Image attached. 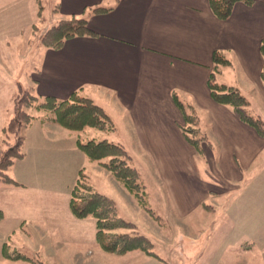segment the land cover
Wrapping results in <instances>:
<instances>
[{"label": "crops", "instance_id": "0c3cea01", "mask_svg": "<svg viewBox=\"0 0 264 264\" xmlns=\"http://www.w3.org/2000/svg\"><path fill=\"white\" fill-rule=\"evenodd\" d=\"M53 3L56 9L52 25L73 17L84 18L92 34L69 38L58 49L36 47L34 56L38 57V64L27 84L10 85L8 101L0 112V133L12 117L15 85L17 91L19 87L30 89L42 98L67 100L74 93L87 97L114 123L115 130L109 134L115 135V139L103 137L102 140L119 143L124 148L127 143L138 151L142 163L152 170L155 183L165 188L162 195L173 215L188 216L198 209L208 214L220 209L223 213L225 222L218 228L221 232L218 238L214 234V222H204L206 258H215L221 264L231 259L223 257L227 246L250 242L259 249L254 263H264L261 234L264 222L258 219L253 225L252 221L264 212V162L258 165L264 161V139L238 121L230 108L216 104L207 84L214 73L213 55L217 52L231 65L218 69L215 82L237 87L249 103L253 92L264 106L261 81L264 57L260 51L264 40V0H255L249 6L237 3L225 21L214 16L209 0H55ZM97 8L103 11L94 12ZM222 76L228 81L236 77V85L219 81ZM174 94L181 102L193 106L213 152L220 151L218 162L212 163L221 188L216 195H211L213 187L203 182L193 169L194 150L182 133L184 120L174 103ZM80 133L48 121H34L23 133L24 157L8 170L20 186L0 183L3 185L0 204L20 206L18 230L27 243L31 242L30 235L23 230L28 223L26 217L39 208L56 209L61 190L69 203L83 164L88 166L84 174L89 179L95 175L107 188L111 185L117 189L132 214L143 211L109 172L90 162L78 149ZM211 156L215 159L216 154ZM244 173L252 179L244 180ZM64 181L69 183L62 189L46 186ZM207 198L211 203L205 202ZM116 205L120 213L117 202ZM0 213L3 219V209ZM70 214L43 223V230L56 224L60 253L72 244L70 241H95V221L78 220ZM29 224L36 222L31 219ZM4 238L1 235L0 247ZM193 238L192 243L197 240ZM0 251V261H7L2 248ZM75 257L80 260L78 253ZM232 258L241 264L253 262L249 257Z\"/></svg>", "mask_w": 264, "mask_h": 264}, {"label": "rangeland", "instance_id": "374dc122", "mask_svg": "<svg viewBox=\"0 0 264 264\" xmlns=\"http://www.w3.org/2000/svg\"><path fill=\"white\" fill-rule=\"evenodd\" d=\"M53 1L55 0H0V112L8 101L7 93L10 92V85L19 83L23 86L27 84L33 73V68L38 64V57L34 56V51L36 47H44L41 38L45 34V31L53 26L52 19L54 10L56 9ZM234 65L237 66V64ZM231 72L232 71H229L230 75H232ZM219 81L226 84L230 81L232 85H236V77L228 81L224 80L222 76ZM23 91V89L20 90V95L24 93ZM15 93H17L16 85ZM249 100L251 105L248 108V112L252 115H258L264 120V106L258 95L252 92ZM27 112H31L32 115L38 116L40 119L49 120L53 118L51 112L38 110L35 103L28 106ZM48 122L54 123L55 125L57 124L53 121ZM200 129L202 130V128ZM202 131L204 132V130ZM103 137L114 140L116 136L100 133L91 128L85 129L80 133V139L82 141L91 139L99 141L102 140ZM16 139L15 137H9L7 140L9 143L4 142V137L0 133V149H5L6 144H10L8 146H11L16 142ZM125 147L131 157L132 165L140 172L142 183L145 185L148 194H150L149 204L164 220V227L158 225L144 211H140L141 215L132 214L126 207V204L120 199L117 189L111 185L110 189L107 188L104 181L97 178L95 175H92L89 179L87 175L84 174V172L88 171V166L86 164H83L82 168V172L86 177L84 182L92 186L97 192L117 202L120 217L140 225L139 232L150 238L153 243V252L159 256L162 261L154 260L138 251L129 252L122 256L105 253L99 248L95 241L86 239L84 241L77 240L78 242L70 241L72 244L60 253L62 249L57 243L60 237L56 229V224L53 223L51 228H45L46 230H43V223L44 221H58L70 213L68 200L61 190L60 193L62 195H60L57 200L56 209H51L52 206L49 208H39L36 212L26 217L28 223L24 225L23 230L30 235L29 241L31 243H27L18 230L20 227V220L18 221V218L21 216V210H19L20 206L18 205V207L14 208L9 205V203L6 204L5 202H1L0 205L5 214V217L0 221V237L1 235L5 236L2 247L4 244H7L10 251L16 248L15 250L33 257L35 262L16 261L5 258L7 261H0V264H219V262L216 263L215 258L211 260L206 258V245L202 236V228L204 222H214L216 226L214 234L217 238L221 236V232L218 231V228L224 224L225 219L223 220V213L220 209L210 214L206 213L203 209H198L188 216L179 218L173 215L162 195L165 188L155 183L152 170L142 163L138 151L134 150V148L127 143ZM200 147L202 154H197L193 149L194 155L191 159V163L194 167L193 169L202 181L207 182L213 187L211 195H216L221 192V188H219V179L214 172L212 163L218 162L220 151L214 150L213 152L206 144H202ZM211 153L213 155L216 154L215 159L212 158ZM263 162V160L259 161L258 165H261ZM256 171H258V167ZM207 175L211 177H206ZM79 177L80 172L76 182ZM248 178L249 174L244 173V180ZM251 179L252 177L248 180L250 181ZM68 183L67 181L62 183L53 182L51 184H46V186L53 189L55 187H61L62 189V187H65ZM0 186L3 185L0 184ZM118 186H120L121 190L127 192L121 185ZM2 194L3 191L0 190V201ZM13 200L20 203L18 199L13 198ZM210 201L211 199L207 198L205 202L209 204L211 203ZM221 202L222 198L220 199V203ZM217 204H219L218 201ZM215 206L217 207V205ZM2 209L0 208V211H2ZM64 209L66 211L62 213ZM31 219L33 222H36V224H29ZM144 219L148 220V222H152L154 226L149 225ZM258 219L264 222V212L258 215L257 220L252 219L253 225L258 222ZM261 234L264 236V232H261ZM44 235H46L45 238L43 237ZM193 236H195V238L197 237L194 243H192V239H194ZM2 247H0V249ZM256 251L259 256V249L253 247L250 242L238 247L227 246L226 254L223 257L231 259L225 260L221 262V264H241L239 263L240 260H234L232 256L249 257L253 260L251 264H264L261 263V261L254 263L255 259H257L255 254ZM77 253L80 260H76L75 254ZM210 257H213V253Z\"/></svg>", "mask_w": 264, "mask_h": 264}, {"label": "trees", "instance_id": "16d2710c", "mask_svg": "<svg viewBox=\"0 0 264 264\" xmlns=\"http://www.w3.org/2000/svg\"><path fill=\"white\" fill-rule=\"evenodd\" d=\"M254 2L255 0H209V5L214 16L225 21L230 17L237 3L249 6ZM102 11L101 8L94 10V12ZM90 34L92 32L88 28L86 20L73 17L61 20L45 31L41 42L44 47L58 49L69 38ZM260 51L264 57V40L261 43ZM213 60L214 73L210 75L207 83L211 99L218 105L230 108L238 121L254 129L260 137L264 138V121L260 116L248 112L250 103L243 93L237 87L215 82V73L218 72V69L230 66L231 63L217 52L214 53ZM261 81L264 87V67L261 72ZM22 89V87L18 88L13 99L12 117L1 130L4 142H8L9 137L17 139L14 144L11 143V146L6 144L5 149H0V183L20 186L8 174V170L16 161L23 159V133L34 121H53L72 132H82L91 128L109 134L115 130L114 123L105 111L87 97L74 93L67 100H57L52 97H38L30 89H23L24 93L20 95ZM173 100L183 116L182 133L187 143L199 155L202 154L200 147L202 144H206L209 149H212L208 136L199 128L198 117L193 106L181 102L175 94ZM33 103L37 105L38 110L51 112L53 118L40 119L38 116L32 115L31 112H27L28 106ZM77 147L90 162L98 164L109 172L135 198L138 206L158 225L165 226L164 220L151 208L149 194L142 183L141 175L138 169L132 165L131 157L121 144L106 139L101 141L78 139ZM85 180L86 177L80 170V177L70 192L69 209L74 218L78 220L90 218L95 221V241L99 248L105 253L120 256L138 251L154 260L162 261L153 252V243L150 238L141 234L135 223L120 217L116 202L94 190L92 186L84 182ZM2 217V213H0V221ZM15 249L10 251L9 246L4 244L2 247L4 258L35 262L33 257Z\"/></svg>", "mask_w": 264, "mask_h": 264}]
</instances>
